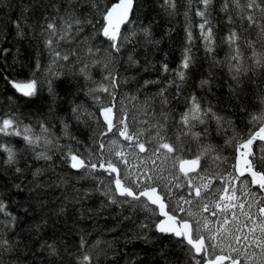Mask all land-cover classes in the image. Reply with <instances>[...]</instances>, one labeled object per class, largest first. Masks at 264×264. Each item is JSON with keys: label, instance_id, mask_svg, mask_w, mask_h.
Listing matches in <instances>:
<instances>
[{"label": "trees", "instance_id": "1", "mask_svg": "<svg viewBox=\"0 0 264 264\" xmlns=\"http://www.w3.org/2000/svg\"><path fill=\"white\" fill-rule=\"evenodd\" d=\"M116 1L102 0L100 2L97 0L101 8L110 7ZM141 2L143 7L139 9V18L136 23L123 25L121 29L124 32H129L135 27L151 24V38L160 43H147L144 36L138 34L132 42L124 46L116 56L115 62L106 69L103 51L95 57H88L86 54L89 46H100L102 49H106L108 44L105 38L102 35H93L95 31L93 24H83L79 33L71 34L72 39L59 42V48L63 52L74 50L75 55H71L67 61L61 60L58 65L54 66V71L60 72L62 75L54 80L57 100L54 111L50 112L52 102L47 87L39 98L28 103L26 99L20 97L19 93L15 92L8 81L29 78L32 70L36 68L37 59L40 60L42 67L36 70V74L41 78L46 75L51 57L44 47V38L40 36L41 26L47 23L46 16L49 19L57 16V9H59L60 16H66L67 12L74 11L81 20L88 18L93 23L100 20L102 24V17L94 12L90 3H83L81 0H73L71 7L67 0H0V116H7L15 112L16 118L20 121L21 130L26 125L30 126L34 135L40 134L39 121L44 119L47 121V127L53 138H58L56 143L61 146L63 151H67V146H71L87 155L89 148L98 147L93 144V138L97 141L103 139L99 133L104 129L101 126L103 124L102 117H99L100 105L94 103L92 96L86 95V92L89 88L97 87V83L102 82L103 77L111 70L118 75L120 80L126 81L115 90L117 107L122 104L127 110L136 114L139 121L147 120L154 125L161 118L162 108L159 100L153 102L151 97L164 87L167 81L173 79L171 72H162L161 65L167 63L170 69L177 68L187 44L186 29L191 25L194 64L181 89L182 95L177 97L175 87L168 89L166 95L169 104L163 110L172 109L170 123L179 121L180 115L187 108L185 98L195 94L201 98L204 107L211 104L213 111L224 117L226 121L231 122L230 125L225 123L219 130L216 122L211 119L205 124H197L193 129L194 132L204 133L207 129V137H202L199 142L190 136L181 137L183 144L190 145V152L184 157L186 159L194 158L195 154L199 153L206 145L219 149V154L228 158L227 165L219 168L212 165V157L217 154L216 152L202 159L201 163L205 167L215 168V175H227L233 171L232 166L236 164L237 153L234 147L226 144V141L235 136L237 137L236 142H239V138H246L252 131L259 128V122L253 124L251 116L264 112V105L260 102V97H264V68L245 71L240 77L241 84L239 85L243 94L234 97L232 88L236 82L232 79V73L229 71L227 63V58L232 54V50L225 42V37L233 29L238 33L241 62L244 67L251 69L253 64L252 49L247 46L245 41L256 40L260 29L250 27L246 20L242 23L238 9L230 6L227 13L221 11L224 0H212L208 19L213 26L215 49L212 54H206L198 27L202 20L195 14L197 8H203V5L195 3L194 0L189 7L188 0H175V15H169L159 7L157 0H141ZM159 2L162 3L163 0H159ZM185 12H188L187 17L184 15ZM229 15L233 17L234 24L228 23ZM256 15L259 18L261 14L257 12ZM13 21H19L20 28L25 34L23 37L17 36L18 29ZM260 23L264 24V19H260ZM56 24L57 27H60L61 20L57 19ZM101 24H96V28L98 29ZM4 49H8L7 53L4 52ZM256 50L264 51V42H258ZM130 54L138 62L134 67H130L128 64ZM92 59L101 62L92 64ZM78 60L79 62H77ZM217 61L220 63H216ZM86 63L90 65L88 72L91 80H86L84 75L79 72ZM146 68L147 71H145ZM157 79L160 80L159 84H150L141 88L145 80ZM201 79H209L210 84L200 88ZM98 94L105 103H113L107 94ZM131 96H135L136 99H128ZM9 97H13L14 103L11 105ZM146 98L150 101L148 105L144 104ZM15 102L20 105L18 111ZM74 105H82L84 110L94 113L95 116L89 118L87 115H82V119L77 121L72 113ZM241 105L245 106L246 111H241ZM61 118L68 123L69 133L80 141L79 144L70 136L64 135ZM139 127H147V125L141 124ZM168 134L175 137L179 135V131L177 128L170 127ZM111 138V134H109L108 139ZM120 139L122 140V138ZM0 142L10 145L17 152V163L9 166L4 163L6 153L0 151V197L7 203L8 211L17 217L16 226L5 231V238L14 243L18 240L23 241L16 245V251L3 254V264H76L81 230L90 233L89 247L97 239L113 242L111 249L107 243H101L94 250V252L100 250L106 252V255L98 257L95 264H189L187 247L183 246L174 236L159 234L154 228L152 231L145 229L139 233L141 236L147 235L149 242L146 243L143 239L132 240L131 243L126 242V236L131 237L136 224L144 221L145 213L139 209L134 213L135 223L131 220L123 221L114 232H110L108 229L115 227L123 219V216L130 214L131 209L127 206L121 208L119 205H113L111 208L105 209L101 215L87 218L89 214L86 210L99 208L101 201L105 200L99 192L92 193L89 199H85L81 203L68 205L64 215H55L54 213L64 206L66 196H75L73 188L82 191L94 188L96 181L90 178L77 179L76 177L82 176L83 173L61 163V150L56 147L49 146L48 151L52 159L46 161L35 159L34 151L25 144L22 135L4 136L0 134ZM251 147L256 157H259L264 142L257 139ZM43 150L44 146L41 144L35 149V152ZM135 162V160L132 161V163ZM16 167L23 168L24 172L16 173ZM37 169L43 171L34 176L33 173ZM61 175L69 178L66 184L59 183ZM201 176L210 178L203 172ZM247 177L249 178V176ZM248 178H246L247 181ZM196 181L195 179V183ZM220 183L221 181L216 179L212 181V184L217 187ZM16 184L21 185V189L15 188ZM252 188L259 191L257 185H253ZM253 189L252 191H254ZM173 191L177 192L176 199H179L180 194L187 195L186 189H174ZM208 192L209 195L203 202L212 199L211 190ZM192 196L195 197L194 192ZM203 202L185 205V208L194 213L202 207ZM172 204L175 205V200L172 201ZM25 209H28L27 213H25ZM81 209L85 210V218H81ZM174 214L178 218L184 217L195 222L186 213L177 211ZM3 219L5 217L0 216V220ZM36 225H40L38 231ZM45 241L49 244L56 243L59 250L58 256H49L46 249H41V244Z\"/></svg>", "mask_w": 264, "mask_h": 264}, {"label": "snow or ice", "instance_id": "2", "mask_svg": "<svg viewBox=\"0 0 264 264\" xmlns=\"http://www.w3.org/2000/svg\"><path fill=\"white\" fill-rule=\"evenodd\" d=\"M67 2L71 7L73 0H67ZM81 2L91 4L94 12L102 17V24L100 20L95 23L88 18L81 20L74 11L67 12L66 10L67 15L60 16L59 9H57V16L51 19L46 16L47 23L41 26L40 36L44 38V47L51 57L46 75L41 78L36 74V70L42 67L40 60L37 59L36 68L32 70L29 78L8 81L15 92L19 93L20 97L26 99L28 103L39 98L47 87L52 102L50 112L54 111L57 100L54 80L62 75V73L54 71V66L58 65L61 60L67 61L71 55H75L74 50H69L67 53L63 52L59 48V42L72 39L71 34L73 32L79 33L83 24H93L95 29L93 35H102L105 38L108 44L106 49H102L100 46H89L86 54L88 57H95L103 51L106 69L115 62L116 56L119 55L124 46L132 42L138 34H142L147 43H160L151 38V24L135 27L129 32H124L121 29L122 25L127 26L136 23L139 18V9L143 7L141 0H117L110 7L104 8L99 6L97 0H81ZM193 2L194 0H188L189 7ZM157 3L166 13L175 15V0H163L162 3L157 0ZM195 3L203 5V8H197L195 14L202 20L198 27L205 52L212 54L215 49V39L213 26L208 19L212 0H195ZM230 6L239 10L238 15L242 23L246 20L250 27L260 29L256 40L248 39L245 41L247 46L252 49L253 64L251 69L244 67L241 62L238 43L240 36L238 33L233 29L225 37V42L232 50V54L227 58V63L229 71L232 73V79L236 82L232 88V94L234 97H239L243 94V90L239 87L242 74L255 68H264V51L256 50V44L264 42V24L260 23V19H264V0H224L221 11L227 13ZM257 12L261 14L259 18L256 15ZM184 15L187 17L188 12H185ZM57 19L61 20L60 27H57ZM228 23H235L231 15L228 16ZM13 24L18 29L17 36L23 37L25 34L20 28L19 21H13ZM96 24H101V26L97 29ZM186 33L187 44L177 68L170 69L167 63L161 65L162 72H171L173 79L167 81L165 86L151 97L153 102L158 99L162 108L161 118L156 124H150L147 120L139 121L138 116L127 110L122 104L117 107L115 90L126 81L120 80L117 74L109 70L107 75L103 77V81L97 83V87L89 88L86 92V95L92 96L94 103L100 105L99 117H102L103 124L101 126L104 129L99 133L103 139L97 141L93 138V144L98 145V147L89 148L87 155L71 146H67V151H63L61 146L56 143L58 138H53L47 127V121L44 119L39 121L40 134L34 135L30 126L26 125L21 130L20 121L16 118L15 112L7 116H0V134L4 136L22 135L25 144L34 151L37 160H51L52 156L49 154L48 148L49 146L56 147L61 150V163L67 164L70 169L83 173L82 176L76 177L77 179L90 178L96 181L94 188L83 191L73 188L75 196L65 197L64 206L54 213L57 216L64 215L68 205L81 203L83 200L89 199L92 193L99 192L105 200L101 201L99 208H88L86 210L89 214L87 218L99 216L105 209H109L113 205H119L121 208L127 206L131 209L129 215L123 216V219L115 227L108 229L110 232L116 231L123 221L131 220L135 223L134 213L137 209L145 213L144 221L136 224L131 237L126 236L128 243L136 239L149 242L147 235L141 236L139 233L145 229L152 231L154 228L159 234L174 236L183 246L187 247L190 258L189 264H264V147L261 148L259 157H256L251 147L257 139L264 142V112L251 116L253 124L259 122L258 130L252 131L246 138H239V142H236L237 137L235 136L226 141V144L234 147L237 153L236 164L232 166L233 171L227 175H215V168L212 166L205 167L201 163L202 159L216 152L217 154L212 157V165H215L216 168L227 165L228 158L219 154L220 150L211 145L204 146L199 153L195 154L194 158H184L190 152V145L183 144L181 137L190 136L197 142L202 137H207V129L204 133L193 131L197 124H205L211 119L216 122L219 130L225 123L229 125L231 123L213 111L211 104L204 107L201 98L195 94L185 98L187 108L180 115L179 121L170 123L172 121L170 116L172 109L163 110L169 104L166 95L168 89L175 87L177 97L182 95L181 89L194 64L191 25L186 29ZM7 51L8 49H4L5 53ZM100 62L96 59L91 61L92 64H99ZM137 63L130 54L128 56L129 66L134 67ZM216 63L220 62L217 61ZM89 67L90 65L86 63L79 70L86 80H91L88 72ZM159 83V79L145 80L141 88ZM209 84V79H201L199 87L204 88ZM98 93L107 94L113 103H105ZM128 99L135 100L136 97L131 96ZM8 100L10 105L14 103L13 97H9ZM149 102V99L146 98L144 104L148 105ZM260 102L264 105V97H260ZM15 103L18 111L20 105L18 102ZM241 111H246L244 105H241ZM72 113L77 121L82 119V115H87L89 118L95 116L94 113L84 110L82 105H74ZM61 122L64 135L76 140V137L71 136L68 131V123L63 118H61ZM84 122L87 123V121ZM141 124L147 125V127H139ZM170 127L177 128L179 135L175 137L169 135ZM109 134H111V139H108ZM123 142L127 143L124 144ZM76 143L79 144L80 141L76 140ZM41 144L44 146V150L35 152V149ZM0 151L6 153L4 161L6 165L11 166L17 163V152L10 145L0 142ZM241 158L244 162L242 170L239 167ZM133 160L136 162L132 163ZM15 171L22 174L24 169L16 167ZM42 171V169H37L33 175H39ZM202 172L206 176H210V179L207 183L198 185L195 183V179L200 177L203 180ZM245 173L252 177L251 181H241L244 187L237 188L235 182L240 180V177H243ZM68 179L67 176L61 175L59 183L61 185L66 184ZM213 179L221 181L218 187L212 184ZM250 185H257L259 191H252ZM14 187L21 189L19 184L14 185ZM174 189H186L187 195L180 194L179 199H176L177 192H174ZM208 190H211L212 199L203 202L209 195ZM193 192L195 193L194 198ZM237 192H240V196H237ZM173 200H175V205L172 204ZM201 202H203L201 218L195 219L196 213L187 211L185 205ZM27 211L28 209H25V213ZM177 211L186 213L195 222L190 223L184 217L178 218L174 214ZM84 212L85 210L81 209V218H85ZM204 212L215 217V223L208 216H204ZM0 216L5 217V219L0 220V264H3V254L16 251V245L23 243V241L18 240L14 243L5 238V231L16 226L17 217L8 211V205L2 197H0ZM241 216L244 218L243 223L240 221ZM158 217H163V219H158ZM39 228L40 225H36L37 231ZM89 235L90 233L85 230L80 231L79 254L76 257V264H95L100 255H106L104 250L94 252L101 243H107L109 249L112 248L113 242L99 239L89 247ZM41 249H46L49 256L59 255L55 242L49 244L45 241L41 244Z\"/></svg>", "mask_w": 264, "mask_h": 264}, {"label": "rangeland", "instance_id": "3", "mask_svg": "<svg viewBox=\"0 0 264 264\" xmlns=\"http://www.w3.org/2000/svg\"><path fill=\"white\" fill-rule=\"evenodd\" d=\"M240 168H241V170L244 168V162H243V158H241V162H240ZM247 175H249L248 173H245V179H242L241 177H240V180H238V181H236L235 183H236V186H237V188H241V187H244L242 184H241V181H247V179L246 178H248V177H246ZM243 176V177H244ZM210 178H206V177H204V179L203 180H201V178L200 177H197L196 178V184H201V183H207L208 182V180H209ZM251 179H252V177L251 176H249V178H248V181L250 180L251 181ZM213 181V180H212ZM251 187V190L253 189L252 188V186L253 185H250ZM255 192H257L255 189H253ZM237 196H240V192H237ZM201 211H202V207L199 209V210H197V211H195L194 213H196V218L195 219H200L201 218V216H200V213H201ZM253 211H255V209H253ZM203 215L204 216H208L212 221H213V223H215V217H211L210 216V214L209 213H207V212H204L203 213ZM240 221H241V223H243V221H244V218L241 216L240 217Z\"/></svg>", "mask_w": 264, "mask_h": 264}, {"label": "water", "instance_id": "4", "mask_svg": "<svg viewBox=\"0 0 264 264\" xmlns=\"http://www.w3.org/2000/svg\"><path fill=\"white\" fill-rule=\"evenodd\" d=\"M116 2H117V1H116ZM116 2H114V3H116ZM122 26H123V25H122ZM122 26H121V28H122ZM187 159H189V158H187ZM239 167H240V165H239ZM166 202H167V201H166ZM160 219H163V217H160ZM186 219H187V218H186ZM188 220H189L190 223H193L192 220H190V219H188Z\"/></svg>", "mask_w": 264, "mask_h": 264}, {"label": "flooded vegetation", "instance_id": "5", "mask_svg": "<svg viewBox=\"0 0 264 264\" xmlns=\"http://www.w3.org/2000/svg\"><path fill=\"white\" fill-rule=\"evenodd\" d=\"M247 176H250V175H247ZM247 176H246V177H247ZM241 178H242V179H245V176H244V177H241Z\"/></svg>", "mask_w": 264, "mask_h": 264}]
</instances>
